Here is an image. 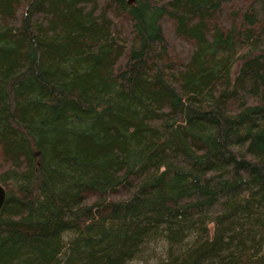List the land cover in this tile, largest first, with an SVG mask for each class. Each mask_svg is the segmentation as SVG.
I'll use <instances>...</instances> for the list:
<instances>
[{
  "label": "trees",
  "instance_id": "trees-1",
  "mask_svg": "<svg viewBox=\"0 0 264 264\" xmlns=\"http://www.w3.org/2000/svg\"><path fill=\"white\" fill-rule=\"evenodd\" d=\"M0 264H264V0H0Z\"/></svg>",
  "mask_w": 264,
  "mask_h": 264
},
{
  "label": "water",
  "instance_id": "water-1",
  "mask_svg": "<svg viewBox=\"0 0 264 264\" xmlns=\"http://www.w3.org/2000/svg\"><path fill=\"white\" fill-rule=\"evenodd\" d=\"M132 1V0H131ZM7 199V189L0 183V211L2 210Z\"/></svg>",
  "mask_w": 264,
  "mask_h": 264
},
{
  "label": "rangeland",
  "instance_id": "rangeland-1",
  "mask_svg": "<svg viewBox=\"0 0 264 264\" xmlns=\"http://www.w3.org/2000/svg\"><path fill=\"white\" fill-rule=\"evenodd\" d=\"M132 1H134V0H132Z\"/></svg>",
  "mask_w": 264,
  "mask_h": 264
}]
</instances>
